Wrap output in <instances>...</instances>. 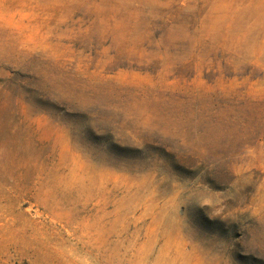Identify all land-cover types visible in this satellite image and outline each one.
Returning <instances> with one entry per match:
<instances>
[{"label":"rangeland","instance_id":"rangeland-1","mask_svg":"<svg viewBox=\"0 0 264 264\" xmlns=\"http://www.w3.org/2000/svg\"><path fill=\"white\" fill-rule=\"evenodd\" d=\"M0 264H264V0H0Z\"/></svg>","mask_w":264,"mask_h":264}]
</instances>
